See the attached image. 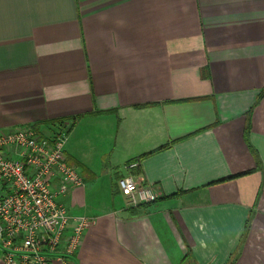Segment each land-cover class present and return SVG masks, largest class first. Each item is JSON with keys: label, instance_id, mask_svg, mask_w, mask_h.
<instances>
[{"label": "crops", "instance_id": "crops-1", "mask_svg": "<svg viewBox=\"0 0 264 264\" xmlns=\"http://www.w3.org/2000/svg\"><path fill=\"white\" fill-rule=\"evenodd\" d=\"M262 92L264 0H0V132L68 131L71 264H264Z\"/></svg>", "mask_w": 264, "mask_h": 264}, {"label": "built area", "instance_id": "built-area-1", "mask_svg": "<svg viewBox=\"0 0 264 264\" xmlns=\"http://www.w3.org/2000/svg\"><path fill=\"white\" fill-rule=\"evenodd\" d=\"M66 137L62 130L46 135L32 127L0 132V264H71L90 224L58 200L68 188L83 186L67 164ZM137 167L133 162L124 169ZM116 187L129 208L154 198L130 175Z\"/></svg>", "mask_w": 264, "mask_h": 264}, {"label": "trees", "instance_id": "trees-1", "mask_svg": "<svg viewBox=\"0 0 264 264\" xmlns=\"http://www.w3.org/2000/svg\"><path fill=\"white\" fill-rule=\"evenodd\" d=\"M264 92H262L261 95H263ZM78 120V118H72L71 121H72V126L76 123V121ZM63 122L62 120H55V121H52L51 123H47L48 124H55V123H61ZM161 149V148H160ZM160 149L156 150L159 151ZM163 149V148H162ZM152 153H155V152H150V153H147V154H144L142 156H140V159H143L145 158L146 156L148 155H151ZM134 161H137V160H134ZM134 161H130L129 163L127 164H131L133 163ZM250 172H245V173H242L240 175H237L236 177H240V176H244V175H247L249 174ZM264 183V181H263ZM183 193H185L184 191H178L172 195H169V196H163V199L162 200H170V199H175V198H178L180 197ZM156 201V199H153L152 201L148 202V203H144V204H140L138 205L137 207L135 208H129L128 210L131 211V212H135L136 210L138 209H141V208H147L148 206L152 205L154 202Z\"/></svg>", "mask_w": 264, "mask_h": 264}, {"label": "rangeland", "instance_id": "rangeland-1", "mask_svg": "<svg viewBox=\"0 0 264 264\" xmlns=\"http://www.w3.org/2000/svg\"><path fill=\"white\" fill-rule=\"evenodd\" d=\"M59 130L57 129L55 132H58ZM63 131H65L66 132V134H68V131H66V130H63ZM77 170V169H76ZM79 172V171H78ZM106 181V179H104V178H101L100 180H99V184H98V188H99V190H100V193H103L102 192V186L103 185H106V184H104V182L103 181ZM102 195V194H101ZM100 195V196H101ZM120 196V195H119ZM122 208H124V210H128L129 209V206L127 205V202H126V200L123 198V206H122ZM89 220V219H88ZM90 220H89V224H90Z\"/></svg>", "mask_w": 264, "mask_h": 264}]
</instances>
